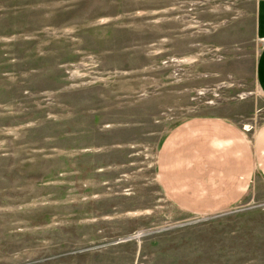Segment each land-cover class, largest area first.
Wrapping results in <instances>:
<instances>
[{"label": "rangeland", "instance_id": "374dc122", "mask_svg": "<svg viewBox=\"0 0 264 264\" xmlns=\"http://www.w3.org/2000/svg\"><path fill=\"white\" fill-rule=\"evenodd\" d=\"M258 1L0 0V264H264L259 168L221 212L157 169L195 117L252 150Z\"/></svg>", "mask_w": 264, "mask_h": 264}, {"label": "crops", "instance_id": "0c3cea01", "mask_svg": "<svg viewBox=\"0 0 264 264\" xmlns=\"http://www.w3.org/2000/svg\"><path fill=\"white\" fill-rule=\"evenodd\" d=\"M254 33L261 44L255 81L264 96V0L255 7ZM258 168L264 175V125L251 150L234 124L216 117H195L174 128L157 157L167 195L195 212H221L234 205Z\"/></svg>", "mask_w": 264, "mask_h": 264}]
</instances>
